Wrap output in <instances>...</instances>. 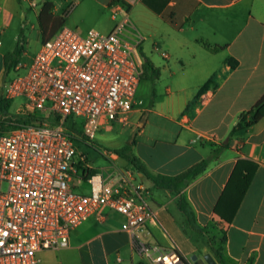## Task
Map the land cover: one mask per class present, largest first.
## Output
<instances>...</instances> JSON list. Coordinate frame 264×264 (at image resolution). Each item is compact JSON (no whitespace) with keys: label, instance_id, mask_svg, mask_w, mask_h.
<instances>
[{"label":"crops","instance_id":"crops-1","mask_svg":"<svg viewBox=\"0 0 264 264\" xmlns=\"http://www.w3.org/2000/svg\"><path fill=\"white\" fill-rule=\"evenodd\" d=\"M45 2L53 3L54 17H64L63 27L80 34L110 33L118 21L114 5L121 4L131 20V38L142 40L137 56L145 73L134 109L126 123L104 122L96 136L103 139L111 131L129 140L107 150V175L83 165L82 157L83 171L73 187L89 195L90 171L105 180L132 172L154 213L144 241L177 250L189 264H195L193 256L206 255L217 264H264V118L232 134L240 116L264 97V0H0V95L8 59L23 38L33 43L26 34L41 29ZM44 42H37L39 49ZM147 60L160 72L156 81L149 78ZM144 82L150 89L141 97ZM125 147L153 175L178 176L205 160L208 167L188 186L162 189L130 163L118 164L122 157L112 151ZM239 160L253 161L258 169L228 224L215 209ZM181 196L195 213L197 229L179 207ZM123 221L102 209L71 232L68 247L40 252V264H149L136 239L122 230ZM223 230L227 242L221 260L214 249L221 246Z\"/></svg>","mask_w":264,"mask_h":264},{"label":"built area","instance_id":"built-area-1","mask_svg":"<svg viewBox=\"0 0 264 264\" xmlns=\"http://www.w3.org/2000/svg\"><path fill=\"white\" fill-rule=\"evenodd\" d=\"M113 14L118 21L110 33L62 27L27 74L5 89L7 100L24 97V119L36 120L0 133V264H40V252L68 247L71 232L104 208L124 217L122 230L149 264H189L177 250L142 239L154 213L132 172L90 177L89 195L72 185L83 171L74 140L91 143L102 120L126 123L145 73L137 56L142 40L131 38L128 12L115 4ZM70 117L82 118L79 132L66 127Z\"/></svg>","mask_w":264,"mask_h":264},{"label":"trees","instance_id":"trees-1","mask_svg":"<svg viewBox=\"0 0 264 264\" xmlns=\"http://www.w3.org/2000/svg\"><path fill=\"white\" fill-rule=\"evenodd\" d=\"M53 3L45 2L42 11L39 14V23L42 29L44 36H47V39L53 37L64 25V17H54L52 14ZM50 32L48 33V31ZM46 39V40H47ZM146 71L152 72V75L149 77L152 81H156L160 72L155 66L149 61H146L145 64ZM13 100L3 99L0 96V109L7 111L11 108ZM264 118V97L256 104V106L249 112L243 113L240 116V122L234 128L233 133L240 129L249 128L257 124L261 119ZM36 118L24 119L17 121L15 124L7 125L6 123H0L1 131L0 133L11 131L18 128L22 124H27L35 121ZM73 131L79 132V129L74 125L72 127ZM223 148V147H222ZM220 150H216L215 153ZM119 157L125 158L133 165L137 171L143 173L148 179L152 180L158 187L168 190H179L181 187L188 186L193 180L202 175L207 167L208 161H202L193 167H191L187 172L180 174L178 176H163V175H153L149 172L146 166L137 158L131 157L129 155L130 148L125 147L121 149H115L112 151ZM258 169V164L250 160H239L235 170L232 174V177L227 185V188L218 203L215 213L226 223H232L240 205L253 182L254 176ZM94 172L90 171L89 176H93ZM179 207L181 211L187 216L188 222L192 227L196 228V217L193 209L191 208L187 198L181 196L179 200ZM207 229H200V232H206ZM223 237L221 241V246L214 249L215 255L219 259H223V251L227 242L226 233L222 231ZM138 264H147L145 262H140Z\"/></svg>","mask_w":264,"mask_h":264},{"label":"rangeland","instance_id":"rangeland-1","mask_svg":"<svg viewBox=\"0 0 264 264\" xmlns=\"http://www.w3.org/2000/svg\"><path fill=\"white\" fill-rule=\"evenodd\" d=\"M86 35V34H82ZM27 38H31L33 43H27L25 38L22 39L21 42H18L16 45L15 53L8 59L6 64V73L3 77V88L2 95L4 96V92L9 83L17 77L24 76L29 71L31 65L34 61V56L36 57L39 52L38 43H42L45 41V36L40 28L36 31H30L26 34ZM19 66L18 71L16 67ZM150 84L148 82H144L139 90V96H147L149 93ZM3 99H5L3 97ZM25 98L20 97L13 100L12 106L9 110L3 111L0 109V123H6L7 125L15 124L17 121L24 120L23 111L25 107ZM50 106V104H46ZM38 116L46 118L53 125H56L57 119L48 111V112H40L38 111ZM82 118L78 117H70L66 121V127L73 131L72 127L74 125L81 130L82 129ZM104 123V120L101 121V126ZM1 131V125H0ZM104 138H95L92 140L91 145L86 144L84 139H76L74 140L76 148L78 150L76 161L80 162L82 157H85L86 162H83V165L90 164L94 170V172L98 174L107 175L108 166L110 165L109 160V152L107 151L111 147H121L125 145L129 136L126 134H116L111 131H105L103 133ZM105 150L107 152H105ZM74 191L77 193L83 194L79 189H75Z\"/></svg>","mask_w":264,"mask_h":264},{"label":"water","instance_id":"water-1","mask_svg":"<svg viewBox=\"0 0 264 264\" xmlns=\"http://www.w3.org/2000/svg\"><path fill=\"white\" fill-rule=\"evenodd\" d=\"M118 164L122 167H126L129 162L124 158L118 160ZM192 260L195 264H217L211 255H206L204 258L200 259L197 256H193Z\"/></svg>","mask_w":264,"mask_h":264}]
</instances>
